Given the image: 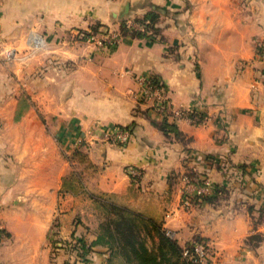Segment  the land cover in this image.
I'll return each instance as SVG.
<instances>
[{
	"label": "crops",
	"instance_id": "obj_1",
	"mask_svg": "<svg viewBox=\"0 0 264 264\" xmlns=\"http://www.w3.org/2000/svg\"><path fill=\"white\" fill-rule=\"evenodd\" d=\"M154 8L155 33L121 31ZM112 32L114 46L95 42ZM3 49L0 264H109L92 244L90 193L155 219L181 247L206 240L209 264H264V0H0ZM140 76L205 122L167 137L136 94ZM121 126L128 143L104 138ZM77 149L84 161L70 159ZM191 169L226 192L184 209ZM77 240L82 252L68 249Z\"/></svg>",
	"mask_w": 264,
	"mask_h": 264
},
{
	"label": "trees",
	"instance_id": "obj_2",
	"mask_svg": "<svg viewBox=\"0 0 264 264\" xmlns=\"http://www.w3.org/2000/svg\"><path fill=\"white\" fill-rule=\"evenodd\" d=\"M158 15L156 8H154L144 15L143 18L135 19V22L139 26L138 28L128 26L125 22H122L121 31H131L138 37H149L148 32L155 33L156 31L154 24L158 19ZM98 32V24L91 27V33ZM153 80L159 81L160 79L153 77ZM158 127L167 137L170 133H173L176 138L181 137V133L175 124L162 121L161 124H158ZM119 128L131 131L128 127L121 126ZM81 147H83V144ZM74 158L84 161L85 154L77 149L70 157V159ZM207 158V161L213 160L210 159L211 157L207 156ZM71 175L78 177L75 169L72 170ZM139 175L132 176L131 178L138 179ZM186 175L190 179H196L199 182L203 181V177L209 179L207 174L199 173L194 169H191ZM65 188L71 190V183L69 182L68 186L66 184ZM225 192L226 189L223 186L214 185L213 192L210 195L204 197L195 196L193 198L194 203H215L220 193L223 194ZM89 196L99 213L96 237L92 244L104 245L108 248L109 264H112L116 259L121 261L122 264H189L182 257L183 247L177 243L160 222L117 204L107 194L90 193ZM248 210H252V205L248 207ZM259 213V217L264 216V206L259 208ZM260 240L261 236L254 234L247 237L246 243L255 245ZM189 245L190 243L186 246L189 247ZM68 249L82 252L83 246L77 240Z\"/></svg>",
	"mask_w": 264,
	"mask_h": 264
},
{
	"label": "built area",
	"instance_id": "obj_3",
	"mask_svg": "<svg viewBox=\"0 0 264 264\" xmlns=\"http://www.w3.org/2000/svg\"><path fill=\"white\" fill-rule=\"evenodd\" d=\"M98 45L109 44L115 45L118 42V34L110 33L99 37L95 40ZM39 45V40L37 41ZM5 59H10L12 51L9 49H3L0 53ZM137 91L136 94L140 99H145L149 102L151 110L161 118V121L178 125L184 121L190 122L195 125H199L205 122L206 117L203 113L188 109L182 106H175L168 92V89L162 81H154L153 77L140 76L136 80ZM106 140H110L116 144H126L130 140V133L126 129L117 128L112 133H106L104 135ZM130 176L139 175V171L135 168L129 170ZM203 181L199 182L196 179H190L187 175H184V187L180 200V205L184 209H190L196 203H194V197H204L210 195L213 192L214 185L210 179L202 178ZM209 244L206 240L192 241L188 246L183 247L182 257L189 264H209Z\"/></svg>",
	"mask_w": 264,
	"mask_h": 264
},
{
	"label": "rangeland",
	"instance_id": "obj_4",
	"mask_svg": "<svg viewBox=\"0 0 264 264\" xmlns=\"http://www.w3.org/2000/svg\"><path fill=\"white\" fill-rule=\"evenodd\" d=\"M145 100V99H144ZM148 102V101H147ZM153 112V111H152ZM154 113V112H153ZM155 114V113H154ZM131 168H129L128 169V173H129V170H130ZM71 170H74V167L72 166V169ZM129 175H130V173H129ZM140 176V175H139ZM183 177H184V175L181 177V179L183 180ZM183 184H184V181H183ZM193 207V206H192ZM194 241H196V240H194ZM191 243V242H190ZM210 248V247H209ZM74 251H76L77 252V250H74ZM209 258H210V252H209ZM112 264H118V262H115V260H114V262L112 263Z\"/></svg>",
	"mask_w": 264,
	"mask_h": 264
}]
</instances>
